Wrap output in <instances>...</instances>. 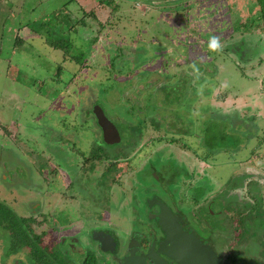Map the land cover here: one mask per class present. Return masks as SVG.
<instances>
[{"label": "flooded vegetation", "instance_id": "af4514ba", "mask_svg": "<svg viewBox=\"0 0 264 264\" xmlns=\"http://www.w3.org/2000/svg\"><path fill=\"white\" fill-rule=\"evenodd\" d=\"M237 1L181 0L145 8L138 3L132 8L142 18L150 14L162 23L170 20L171 26H231L232 12L237 25L250 26L252 2ZM128 2L118 0L113 8L120 10L126 4L131 10ZM245 2L248 7L241 6ZM258 13L263 14L262 5ZM156 35L148 36L164 44L172 42L168 36ZM179 41L182 49L176 54L187 65L191 43L185 38ZM144 43L134 47L133 57L126 48L109 54L124 66L117 72L115 66L111 69L116 72L115 84L105 87L101 98L106 109L96 102L100 97L95 87H85L79 115L75 110L73 122L59 125L67 136L60 140L62 150L74 157L73 166L65 168L53 157L41 162L26 143L14 142L21 125L9 130L0 119V143L14 145L10 157L23 156L29 178L42 181L14 189L19 185L15 177L0 172V180L8 186L7 194L0 197V264H264V119L257 121L250 111L232 120L221 118L208 106L193 109L188 116L185 103L167 92L171 84L157 82L172 75L144 68L153 53L165 47ZM253 48L246 45L220 53V48L201 43L193 50L205 57L218 53L241 71L250 63L255 68L263 64L261 53L252 54ZM192 63L219 76L210 61ZM100 69L104 75L91 81L109 82L110 67L107 74L104 66ZM86 80L90 81L85 75ZM255 94L261 100L256 110L264 112V88L256 86ZM83 95L89 96L86 104ZM109 110L116 114L114 119ZM96 112L115 133L104 136ZM84 117L89 120L85 125ZM119 125L127 129L125 134ZM149 132L154 135L148 136ZM100 163L104 169L98 176ZM129 167L132 178L126 176ZM11 168L5 163L2 170ZM121 222H132L134 228L126 230ZM163 225L171 230H162Z\"/></svg>", "mask_w": 264, "mask_h": 264}, {"label": "rangeland", "instance_id": "374dc122", "mask_svg": "<svg viewBox=\"0 0 264 264\" xmlns=\"http://www.w3.org/2000/svg\"><path fill=\"white\" fill-rule=\"evenodd\" d=\"M41 1L42 0H8L7 2H5L4 0H0V34L3 33L2 45L0 47V58L1 60L6 59V62L8 61L9 57H11V60L14 59L11 67L14 68V73H13V75L15 74L14 77L18 79L17 80L16 78H14L15 81L12 82L10 76L12 74L10 72H9V79L4 76V73L3 75H0V110L4 109L6 114V116H4L5 118L3 119L2 124L5 125L6 123V125H8L9 130H17L18 129L17 126L21 125L22 129H20L19 131L21 135L17 131L18 134L17 136L15 134L16 139H14V142L16 143L18 141L19 142L23 141L24 143H26L28 145L29 150L33 154H35L36 158H39L41 162H43L42 158H44L45 160L46 158L53 157L55 158L54 159L55 161L60 162V164L63 163V166L65 168H69L70 166H73L71 164L72 163L71 161H73L72 158L74 157L71 154H69L66 149L64 151L62 150L63 145L60 144V140L65 137L66 132L60 130L59 125L61 126L68 125L71 122H73L74 117L71 115L75 110L77 111V113L79 112L81 108V106H79V102L81 101L80 95L84 92L86 86H88V88L92 86L95 87L94 93H96L98 97H100V101L96 100V102L99 103L103 109H106V106L103 105L101 102L102 92L105 93L106 89L108 88L110 89V86L115 84L114 83L115 79L113 76L114 74H116L117 70H119L118 67L124 66L123 64L120 65V63H117V59H115L116 57H110L109 54L111 55L119 54L121 48H126L125 52H128L129 55L133 57L136 53V51L133 49L136 45H139L138 43H141L142 41L146 40L145 43L148 44L149 36L151 34H157L156 36L158 39H162L164 36H168L175 44L176 48L175 46L173 47L174 44L171 41L169 42V44H164L156 40L154 41L152 40V42L158 43L160 46H164L165 48L160 49L158 50V52L153 53L154 58L152 59V62L150 64H146V66H144L145 69L149 71H166L175 76L183 77L185 69L186 71L189 70V72H191L190 71L191 69H188L187 66L189 63L191 66L190 68H194L197 66L195 63H192L195 60L197 61L199 59L202 62L210 61L209 56L205 57L202 53H196V51L193 50L195 49V47L197 48L200 47L196 42L197 36L199 33L200 34L202 33V30L207 28L205 26L193 25L189 27V26H181L176 24L174 26H171L170 20L168 22L162 23V21L157 19L156 15L150 18L149 16L150 14L144 15L146 17L141 18L140 17L141 15H139V13L134 11V9L132 8L134 5L137 8L136 4L138 3L135 2L134 0H129V2L131 3L129 2L127 3L130 5L129 7L131 8V10H128L126 4L122 6V9H120L119 11L117 10L118 14L121 15L119 16V18H121L120 20H116V17L118 16L117 12L116 13L112 12L108 15L109 20L107 23L109 24H106L105 26H98L96 22L97 19L93 18L91 12L94 10L101 11L103 13H106L105 14L106 16L110 11L109 8H102L98 5V2L102 0H53L51 5H54V7L63 8L59 12L63 20V24L65 25L63 26L64 29L67 31H69V29L71 30V28L73 29L71 32H69L71 34V45H74L73 50H71L73 52V56H75L74 54H76L77 56L83 55V59L82 57H80V59L75 58L76 61L79 64H81L78 66V69L79 68L85 69L84 67L86 66V68H88V71L85 69L84 71H80L78 73L77 71L69 70V68L66 69L64 68L59 78H57L56 80H46V77L42 75L41 70H38L36 68L33 69L34 71L32 70L33 72H30L31 70L30 68H35L33 66L34 64L33 61H35L36 64L41 63L42 59H44L43 53L47 54L52 52V50L51 49L49 50V48L43 44L42 40L38 41L33 37L27 40L26 43L24 42L21 44L18 43L15 44L13 42L14 29L16 35L18 29L23 30V25L25 26V24H29V26H26L27 28L25 27L27 30L32 29L33 32L46 34L45 31L41 32V30H39L40 29L39 26H36V24H34L38 19H40L39 9H37L34 13H31L30 11L33 5H36ZM234 1L236 2L237 0ZM259 1L260 3H264V0H259ZM2 2L3 4H1ZM116 2H118V0H112V4L108 2L107 6H110V8H112L114 7V4L117 5ZM238 2L240 1H237L236 3ZM246 4L247 2H245L244 5L241 4V6L248 7V5ZM146 6H147L146 4L142 5L143 8H145ZM153 6L158 7L159 5H153ZM78 8L81 9V11H79L80 13L77 15L74 13V10ZM255 8L256 6L252 7L250 12H253ZM262 10H263V14L261 15L250 14V17L247 21L249 22L250 26L253 25L264 26L263 5H262ZM8 12H10L9 20L4 26H1L5 21L4 19ZM73 17L76 18V20H78L76 24H78V27L83 28V30H81V28L80 30L78 28L75 29V26H72L75 23L74 21L75 19ZM238 21L239 20L235 18L234 13L232 12V19L230 21L232 23L231 26H236ZM81 22L83 23L85 22L86 25L82 26ZM145 29H147L149 33L146 34V32L144 31ZM186 29H188V31ZM182 30L184 33L178 34V32ZM23 33L24 30L22 34ZM185 34H188L190 36L185 38L186 42L188 40V41H192L191 44L196 43L195 44L196 46L195 45L193 46L187 42V44H190L189 45L190 52L187 53V60H189L187 65H184L183 63L184 61L177 54L173 56L174 49L177 50L182 49V47L178 45H179V40L184 39ZM91 36H97L99 37V40L96 43H92L91 45L88 44L87 46L88 43L87 41L90 42V40H92ZM16 39H20V38H16ZM65 40H66L65 43H69L67 39ZM135 40H137L138 42L135 43ZM113 44L118 48V50L112 51L109 49L110 46H112ZM12 49H15V51H17L16 56H12V52H11ZM80 50L83 51V54L79 53ZM262 51H264V41L261 42L260 47L251 49L252 54L255 52L260 53ZM68 52H70V49L68 50ZM88 52L91 53L90 60L84 66L83 62L85 60H88V56H89ZM55 54L58 59L59 55H57V53ZM148 56L150 55L148 54ZM81 59L82 61L80 62ZM67 63H68L66 64L67 66H74L73 62L70 63V61H67ZM0 66H4V64H0ZM24 66L27 67V70L30 73V75L27 76V74L25 73L24 74L25 76L22 77L21 73L18 70H23ZM101 66H104L105 74H107L106 67L108 66L110 67V74L112 75V79H110V81L107 83L104 80L101 81L94 80L92 82L91 79L96 77L101 78L102 75H104V72H101L102 71L100 69ZM114 66L116 67L115 68L116 72L111 70ZM15 68L17 71L15 70ZM224 70H225L223 72L224 75H222V77L226 76V79L231 85H233V87L239 88L247 84L244 81L245 79L244 80L241 79L238 71L234 67H231V65L224 67ZM69 75L74 77L73 86L71 85L68 86V84H64V82L67 83L70 81V79L65 78V76H69ZM85 75L86 77H89L90 81L88 80L83 81ZM165 81L166 79H161V81L157 80L158 83H162V82L164 83ZM177 84L179 85V83ZM60 86H62L61 89ZM256 86L257 84L255 83L254 87ZM54 87H56V89ZM105 87L107 88L105 89ZM183 87H184L183 85L182 87L178 86V88L180 89ZM167 92L171 94H175V93H179L180 91L170 89ZM53 98H56L54 103H52ZM87 98H89V96L83 95L82 102L86 104L88 102ZM57 108L62 109V112L60 113L57 110ZM166 108L169 109L170 107H166ZM108 113L111 116L110 117L111 119H114L116 117V114H114L113 116L112 111L109 110ZM84 120H86V122H84L83 124L82 122ZM80 121L81 120H79V124L85 125L88 123L89 120L87 121V118L84 117L81 123ZM119 127L121 128L120 125ZM68 129L69 131L72 132L74 130V129L72 130V127H68ZM121 129L124 130V134H125V131H127V129L125 128H121ZM0 134L2 135L1 131ZM151 135L154 134L149 132L148 136ZM88 136L89 135H86V137ZM71 137L73 136L71 135ZM235 139L236 138H232L231 140H235ZM70 140H73V138H71ZM7 144H8L7 141H3L0 143V172L8 175L9 178L10 176H14L15 177L14 180H17L19 182L18 186L16 187L12 186V187H15L14 189L23 188L21 187L22 184L42 185V181L39 180L37 176L29 178L27 174L28 171L26 170L24 164L25 158L23 156L21 155L19 156L20 160H14L12 156L10 157V153L15 151V146L10 145L9 147H7ZM150 150L152 149H149V151ZM67 154L69 155L66 156ZM5 163H7V167L11 166L12 168L7 171H3L2 170L3 165ZM96 167H97L96 170H98L97 174L99 176V174L103 172L104 166L102 163H100V164H96ZM126 173H127L126 174L127 178L129 177L132 178V174H133L132 168L127 170ZM95 179L96 178L91 179V181H95ZM7 189L8 186L5 187V183H3L0 180L1 198H2L1 193L7 194L6 191ZM16 196H21V195L18 194L17 192ZM89 210L92 211L93 209L89 208ZM95 212L96 210L94 209L92 213ZM124 213L127 214V212ZM130 224L128 223L123 224L121 222L119 225H121L122 227L126 225V230L128 229L131 230L129 227L131 226V228L133 229L134 224L132 222ZM120 229L125 231V229L123 228Z\"/></svg>", "mask_w": 264, "mask_h": 264}, {"label": "crops", "instance_id": "0c3cea01", "mask_svg": "<svg viewBox=\"0 0 264 264\" xmlns=\"http://www.w3.org/2000/svg\"><path fill=\"white\" fill-rule=\"evenodd\" d=\"M5 2H7L8 0H4ZM53 2V0H42L41 2H39L36 5H33L31 7V13H34L37 9H39V18L36 23V26H39V30H41V32H46V34L42 33H37V32H33V30L31 29H26V26H29V24H25V26L23 25V30L24 33L22 34L23 30L18 29V31L16 32L15 35V29H14V36H13V42L16 44H21V43H26L27 40L31 39L32 37L35 38L38 41H43V44L49 48V50L51 49L52 52L50 53H43V58L41 63L36 64L35 61L33 66L35 68H30V72H33V69H38L42 71V75L46 77V80H56L57 78H59L63 72V69L65 68H69V70L72 71H84L85 69L88 71V68H86L85 64H87V62L90 60V56L91 53H89L88 56V60H85L83 62V65L85 66L83 68H79L78 66L81 65L79 64L76 59H80V57H82L83 59V55L81 56H77L76 54H74L75 56H73V52L71 50H73L74 45H71V34L69 32H71L73 29L71 28V30L69 29V31L65 30L63 26H65L63 24V20L60 16V10H62L63 8L60 7H54V5H51V3ZM248 2H252L251 3V8L255 7V10L252 12V14L254 15H259V6L263 5L264 3H260L259 0H248ZM15 3V2H14ZM3 4V2L1 3ZM13 4V3H12ZM98 5L102 8H109L110 11L108 12V14L105 16L106 13H103L101 11H92V15L93 18L97 19V24L98 26H105L108 22V15L110 13H116L117 9L115 8H110V6L105 5V1L102 0L100 2H98ZM251 10V9H250ZM81 11V9H75L74 13L75 14H79ZM119 11V10H118ZM113 15V14H112ZM117 17L116 20H120L121 18H119L118 12H117ZM9 16H10V12L7 13L6 17H5V21L3 22V24L1 26H4L8 20H9ZM142 18V16H140ZM145 17V16H144ZM74 18V17H73ZM258 18V17H257ZM75 23L72 26H75V29L78 28L80 30L81 27H78V24H76V22H78V20H76V18H74ZM258 20V19H257ZM113 21V20H112ZM142 22V21H141ZM82 26L86 25L85 22H81ZM31 24V23H30ZM26 27V28H25ZM190 27V26H189ZM207 28L202 30V33H204V37L203 39L200 38V35L202 34H198L197 36V41L199 42V40H201V43L205 44L206 47H210V48H214V49H218L220 48V53L223 51H226L227 53L228 50H236L234 48H238L240 50L243 49V47H246V45H253L254 47L258 48L260 47L261 42L264 41V26H206ZM81 30H83V28H81ZM188 31V29H187ZM186 31V32H187ZM22 34V36H21ZM46 35V36H45ZM207 35V36H206ZM17 36V37H16ZM24 36V38H23ZM222 36H227L222 38ZM92 40L87 41V46L88 44H92V43H96L99 40V37L97 36H91ZM190 37L188 34L184 35V38ZM2 38H3V33L0 34V47L2 45ZM16 38H20V39H16ZM222 38V39H221ZM65 39H67L69 41V43H65ZM148 40V39H147ZM186 40V39H185ZM146 41V40H145ZM149 43L148 45L153 47V48H157L159 47L158 43H154L152 42V40L149 38ZM188 41V40H187ZM215 43V47H212V43ZM138 41L135 40V43H137ZM144 41H142L141 43H138L139 45L136 46H143ZM192 41H190L191 43ZM195 42V41H193ZM173 43V42H172ZM174 44V43H173ZM196 44V43H193ZM198 44V43H197ZM241 44V46H240ZM182 45V42L180 43L179 41V45ZM199 45V46H200ZM175 46V44L173 45V47ZM177 46V47H178ZM176 48V46H175ZM70 49V52H68V50ZM112 51H116L118 50V48L113 44L112 46H110L109 48ZM66 50V51H65ZM175 51V52H174ZM173 51V56L176 55V49H174ZM12 52V56H16V52L15 49L11 50ZM59 55L58 59L56 54ZM78 53V52H77ZM79 53L83 54V51L80 50ZM262 57L264 58V51L260 52ZM237 54V52H236ZM233 56V54H231ZM39 56V55H38ZM210 62L211 64L215 65L218 70H219V76L220 74L224 75V67H227L228 64L226 63V59H223L222 56H220L218 53L216 55H210ZM76 58V59H75ZM231 58V57H230ZM82 59L80 60V62L82 61ZM233 59V58H231ZM8 60L6 62V59L1 60L0 58V64H4V66H0V75H3L6 78L9 79V72L12 74L11 76V81L14 82V77L15 74L14 73V68H12V62L13 60H11V57L8 58ZM67 61H70V63H74V66H67L66 64ZM56 65V66H54ZM51 66V68H50ZM190 66V65H189ZM188 66V67H189ZM253 63L251 64H247L245 65V67L243 68V70L238 71V73L240 74L241 79H245L244 81L247 83L246 85H243L242 87L239 88H235L233 87V85H231L228 80L226 79V76H220L221 77V82L218 80L219 76H215L213 77L211 74H207L205 73V71L201 70V69H197L199 68L198 66L194 67V68H189L191 69L189 72V70H187L186 72H184V76L183 77H179V76H175L173 74H171L172 76L165 78L167 81V84H171L169 87L170 89H174V90H178L180 88H178V86L182 87V85L184 86L183 88H181L180 90H185V94L184 96H180V97H176V99H174L175 101L178 102H183L185 103L186 107H188L189 112H188V116L191 115V110L196 109V108H201L204 106H208V108H212L213 110H215L218 114V117H225L228 119L232 120V118H240L241 115H243L246 111H250V114H255V119L257 121L259 120H263L264 119V112H262V110H256L257 107L260 105L261 100H257L256 97V87H254V84H257V87H263L264 88V62L261 66L255 68L252 67ZM187 67V66H186ZM191 67V66H190ZM11 68V69H10ZM236 69V67H234ZM8 69V70H7ZM51 69V72H50ZM83 69V70H82ZM16 70V68H15ZM33 70V71H32ZM17 71V70H16ZM21 73V76L24 77L25 73L28 75H30V73L27 70V67L24 66L23 70H18ZM16 73V72H15ZM88 73V72H87ZM42 77V78H45ZM65 78L70 79L69 82L64 83V84H68V86H73V76H65ZM17 79V78H16ZM163 79V78H162ZM18 80V79H17ZM166 81L164 83H166ZM30 83V82H29ZM179 83V85L177 84ZM261 85V86H260ZM62 86H60L61 89ZM88 87V86H86ZM56 89V87H54ZM167 87V90H170ZM159 93V92H158ZM174 96H176L175 94H173ZM56 100V98H53V102ZM173 100V101H174ZM262 103H264V101H262ZM245 108H250V110H247ZM256 110V111H255ZM222 114V115H221ZM226 114V115H225ZM6 116L5 114V110L2 109L0 110V119H4Z\"/></svg>", "mask_w": 264, "mask_h": 264}, {"label": "water", "instance_id": "95a60500", "mask_svg": "<svg viewBox=\"0 0 264 264\" xmlns=\"http://www.w3.org/2000/svg\"><path fill=\"white\" fill-rule=\"evenodd\" d=\"M134 1L137 3L153 6V5H160V4H164V3H174V2L181 1V0H134ZM96 117H97L98 124L103 129L105 137H108V133L111 134L110 132L115 133L113 131L111 125L108 123V121L100 113L96 112ZM162 230L168 232L171 229L169 227L167 228L163 225Z\"/></svg>", "mask_w": 264, "mask_h": 264}, {"label": "trees", "instance_id": "16d2710c", "mask_svg": "<svg viewBox=\"0 0 264 264\" xmlns=\"http://www.w3.org/2000/svg\"><path fill=\"white\" fill-rule=\"evenodd\" d=\"M185 92H186V91L184 90V91H182V92L175 93L176 96H174V97L184 96Z\"/></svg>", "mask_w": 264, "mask_h": 264}, {"label": "clouds", "instance_id": "9594fccd", "mask_svg": "<svg viewBox=\"0 0 264 264\" xmlns=\"http://www.w3.org/2000/svg\"><path fill=\"white\" fill-rule=\"evenodd\" d=\"M212 47H215V43H214V41H213V43H212V45H211Z\"/></svg>", "mask_w": 264, "mask_h": 264}]
</instances>
